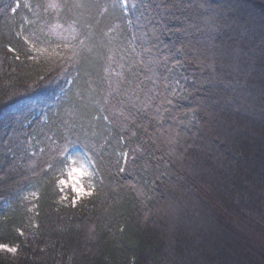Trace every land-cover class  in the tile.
I'll return each mask as SVG.
<instances>
[{"label":"trees","instance_id":"trees-1","mask_svg":"<svg viewBox=\"0 0 264 264\" xmlns=\"http://www.w3.org/2000/svg\"><path fill=\"white\" fill-rule=\"evenodd\" d=\"M19 2L13 13L16 0H0V243L17 248L0 250V264H264V0H209L247 29L241 39L237 27L235 37L254 69L239 85L223 76L229 106L204 132V150L182 163L170 162L154 122L120 115L102 80L107 61L98 54L130 46L153 0H84L71 10L64 0L55 9L49 0H27L31 10ZM73 20L93 33L91 75L86 65L79 75L62 74L24 40L36 32L55 42L51 26ZM156 36L166 51L172 37ZM196 71L191 58L177 69ZM66 142L95 162L85 179L95 191L75 205L57 183L68 164L59 156Z\"/></svg>","mask_w":264,"mask_h":264},{"label":"snow or ice","instance_id":"snow-or-ice-1","mask_svg":"<svg viewBox=\"0 0 264 264\" xmlns=\"http://www.w3.org/2000/svg\"><path fill=\"white\" fill-rule=\"evenodd\" d=\"M153 4L140 13L138 35L133 37L130 46L120 43L110 47L109 54H98L107 61L103 68L107 75L102 80L107 82L109 95L119 106L120 115L127 113L125 118L143 115L150 123L154 122L155 131L162 134L163 143L168 146L167 155L174 158L170 162L182 163L192 158L191 151L204 150L201 142L205 138L204 132L213 130L219 114L229 106L219 87L223 76L234 77L237 85L240 78L246 83L254 63L248 62L251 57L243 52L240 40L235 37L237 27L241 29V39L247 29L231 20L222 6L212 5L209 0H153ZM24 6L31 10L27 0ZM61 6L56 0H49L47 4V8L52 9ZM63 6L71 10L84 8L86 4L84 0H64ZM20 7L19 0H16L11 11L15 13ZM77 23L73 20L67 28L61 24L51 26V33L57 38L55 42L32 32L34 39L24 37L29 45L28 51L54 60L62 74L76 69L79 75L82 66L86 65L84 72L91 75L88 69L94 66L93 33L80 32L75 26ZM161 30L172 37L171 43L164 46L166 51L155 42L158 40L156 33ZM261 44H264V38ZM189 58L196 62L197 71L192 76L181 75L177 69L183 68ZM16 59L20 57L16 56ZM185 82L190 83V87ZM229 87L235 90L232 85ZM261 97H264V90ZM179 100H187L191 106L184 108ZM73 143L66 142L59 156L72 165L67 176L76 193L72 200L75 205L79 199L90 197L95 191L91 183L87 188L82 183L85 178L90 181L94 176L95 162L89 159L86 166L79 153L71 154ZM119 171L123 173L125 169L121 167ZM165 174L160 173L161 176ZM57 183L63 190L67 181L60 179ZM0 250L17 252L16 247L4 243H0Z\"/></svg>","mask_w":264,"mask_h":264},{"label":"rangeland","instance_id":"rangeland-1","mask_svg":"<svg viewBox=\"0 0 264 264\" xmlns=\"http://www.w3.org/2000/svg\"><path fill=\"white\" fill-rule=\"evenodd\" d=\"M71 154H73V155H75V154H77V152H72ZM79 155H80V157H81V159H82V162L83 163H85V165L87 166L88 165V162H87V160L85 159V157L83 156V154H81V153H79ZM70 167H72V165L68 162V164H67V166H66V168H65V170H64V172H63V175H62V177H61V179H63V180H65V181H67V183L63 186V190H61V186H59V190L62 192V194L63 195H66V193H67V191L69 190L71 193H72V195L75 197L76 196V193L72 190V187H71V179L67 176V171H68V169L70 168ZM86 179V178H85ZM85 179L84 180H82V183L85 185V187L87 188L88 187V183H87V181H85ZM29 200H31V199H29ZM178 223V224H177ZM181 224L183 225V223L181 222V223H179L178 221L176 222V227H178L179 225V227H181ZM198 232V231H197ZM203 232V230L201 229V228H199V233H202ZM2 251H4V250H2Z\"/></svg>","mask_w":264,"mask_h":264}]
</instances>
